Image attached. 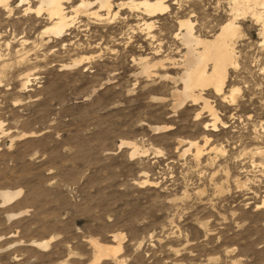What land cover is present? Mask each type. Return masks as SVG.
<instances>
[{
	"label": "rangeland",
	"instance_id": "obj_1",
	"mask_svg": "<svg viewBox=\"0 0 264 264\" xmlns=\"http://www.w3.org/2000/svg\"><path fill=\"white\" fill-rule=\"evenodd\" d=\"M232 2L166 0L151 18L115 4L108 16L79 12L63 37L41 35L47 15L0 10V190H21L0 206V264H264V35L253 12L236 20L235 99L202 91L214 130L202 101L173 96L181 21L211 39ZM119 233L117 256L92 263L90 238L115 245Z\"/></svg>",
	"mask_w": 264,
	"mask_h": 264
},
{
	"label": "bare ground",
	"instance_id": "obj_2",
	"mask_svg": "<svg viewBox=\"0 0 264 264\" xmlns=\"http://www.w3.org/2000/svg\"><path fill=\"white\" fill-rule=\"evenodd\" d=\"M75 1L76 0H0V10L4 11L9 16L15 12L16 9L22 7V11L25 14H34L36 17L42 14L47 15L49 22L48 25H46L41 31V35L49 34L56 37H63V33L72 26L74 19L79 12H84L86 15L91 14L100 17L101 14H99V11H106V15L108 16L112 6L118 4V7L129 6L135 9H142V13L151 18L161 14L168 7L165 3L166 0H79L74 4ZM232 3L233 7H231V9H233L232 12L234 13V18L232 17V19L227 20V22L221 26L219 32L211 39L201 38L196 35L193 31V25L189 19L181 21V30L177 34L178 40H180L184 46L185 53L183 54L182 62L183 72L179 77V80L183 83V89L182 91H175L173 94V96L175 95L178 99L175 106L182 105L185 100H191L194 103L202 101L204 104L203 109H208L213 116L212 123L205 124V130L208 129L206 127L208 125L212 127V130H214L216 122L219 118L215 109L210 104V101L202 95V91L208 87H212L215 93L220 95L223 100L229 99L230 101L235 99L234 95L238 91L237 87H230L226 83L228 67L236 64L234 39L239 33V26L237 25L236 20L240 15L245 16V14H248L249 11H251V13L253 12L257 20L260 23H263L262 36L264 35V15L262 12L254 10L256 6L259 5L258 7H260V4L264 5V0H233ZM16 4L17 6L15 7ZM65 4L70 5L65 6ZM95 4L97 9H91L92 11L87 12L89 8ZM113 13V16L117 14V12ZM145 26L148 29L147 34L153 38L154 35L150 32V29L153 28V21H146ZM81 60L82 59L77 61L74 60L75 64L81 63ZM157 63H161V61H158ZM143 68V71L149 74L150 66L148 63L145 64ZM29 75L30 74H27V76ZM199 114L200 113H198L197 116ZM159 128H167V126H159L155 129ZM125 143L130 145L127 141ZM186 145L187 148L185 151H189L192 150L191 148H194L196 155L200 156L202 148L196 141H188ZM137 152L140 151H137V148L133 147L131 155H137ZM255 154L259 155L264 161L263 148L258 147ZM142 183H149V180H144ZM20 193L21 190H0V206L12 202ZM9 216L11 217V215ZM119 234H114L112 236L113 241H115V245L101 243L94 238H90L89 241L95 251L92 263H96L102 258H115L117 256L121 250L122 240L121 233ZM38 245L40 247H45L48 245V241L39 242Z\"/></svg>",
	"mask_w": 264,
	"mask_h": 264
}]
</instances>
